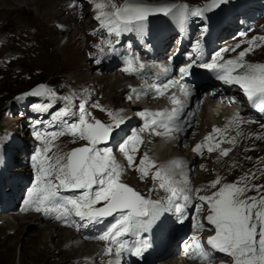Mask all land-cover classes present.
<instances>
[{"label":"snow or ice","instance_id":"6c2138e0","mask_svg":"<svg viewBox=\"0 0 264 264\" xmlns=\"http://www.w3.org/2000/svg\"><path fill=\"white\" fill-rule=\"evenodd\" d=\"M91 2L96 10L94 19L99 22L100 29L106 30L110 37L102 39L96 47L101 53L107 48L109 53L120 55L116 47L120 43L119 38L126 33L143 36L149 17H171L183 27L190 17L204 18L206 13L219 9L227 4L228 0H206V3L197 7L175 0H163L158 4L145 3L144 0ZM69 6L76 7L75 0ZM206 32L207 27L203 26L202 36ZM240 35L245 36L246 33ZM246 43L249 47L240 51L234 58L224 60L222 53L235 52L240 48V43L222 48L209 60H205L202 38L197 39L191 51L186 53L188 62L177 69L176 78L155 87V95L163 96L169 88L179 86L178 92L184 97H189L191 90L182 81L198 67L207 70L223 85L238 86L247 101L260 113H264V63H252L245 59L255 47L264 44V36L252 37ZM122 58L126 65L125 72L137 73L145 67L136 56L125 55ZM163 71L168 72L169 69L165 67ZM25 95L42 97L49 101L33 105L36 112H48L58 98L56 91L46 85H39ZM139 95L140 91L133 88L128 99ZM59 99L65 102L64 106L52 112L49 121H35V124L44 123L45 130L33 132L40 145L31 156L35 177L23 201L24 211L41 213L44 217L68 226L75 224L73 217L88 223H102L105 218L113 217L114 222L103 234L96 237L106 242L103 254L119 255L128 250L132 255L140 257L151 247L147 239H140L142 232L149 231L161 221L165 213H172L178 222L183 223L187 219V210L191 207L196 214L193 216L196 232L190 237L191 243L185 245V250L196 264H214L216 253L228 256L231 264H264V184L253 183L259 178L258 173L264 175V167L258 168L257 171L245 172L234 182H224L223 177L217 176L206 188L193 189L189 187L187 177L181 181L172 178V168L182 166L183 161L175 160L158 167L156 162L144 153L137 163L135 154L144 142L141 133L175 138L174 133L184 131L183 125L186 121L181 118L190 116L191 113L185 112V101L176 93L169 98L173 105L171 109L144 110L138 113L143 120L142 127L138 132L123 139L116 148V152L126 160L127 167L135 168L141 179L151 175L155 187L150 189V192L159 189L166 193L159 200L145 196L123 183L121 175L125 166L117 160L112 147L102 146L107 145L113 138L115 129L124 123L119 112L108 111L111 122L103 123L92 117L86 108V101L79 103L77 111L74 112L72 96ZM92 107L99 105L93 104ZM250 122L253 121H245L237 113L227 121L223 129L214 127L212 133L208 134L202 143L196 144L192 151L197 154H203L205 150L208 153L218 152L219 157H227L232 148H224L222 145L227 143L235 146L237 137L243 135L239 130L240 126ZM48 128L55 130L48 131ZM232 128L237 130L236 135L228 137L227 133ZM66 135L71 136L73 142L80 140L86 143L64 152L56 141ZM256 138L264 139V136L257 135ZM258 164H264V158H258ZM209 189L212 190L210 194H200ZM251 192L256 194L249 195ZM205 209L207 215L204 220L211 226L209 230L214 231L207 239V247L196 234L205 228V224L198 219ZM126 236L133 237V241L124 239Z\"/></svg>","mask_w":264,"mask_h":264},{"label":"bare ground","instance_id":"6f19581e","mask_svg":"<svg viewBox=\"0 0 264 264\" xmlns=\"http://www.w3.org/2000/svg\"><path fill=\"white\" fill-rule=\"evenodd\" d=\"M80 1L82 4H80L79 7H70L69 5L73 3L72 0H0V69L11 67L12 58L20 55L22 52L27 53L28 48L26 47H33L34 52L38 51V48H36V46L37 44H40L42 42L43 37H47V44L53 43L56 45L60 41L62 35L66 34L68 37L67 43L64 46L57 47V49L61 53H63L65 57V70L71 71L72 74L70 79L66 82L71 86L74 84L75 88L73 93L83 94L86 97V102L91 101L92 97L95 95H93L92 93V88L94 86L92 82L94 81H92L93 76L90 71L98 69V64H95L93 62V64L91 65V69L87 70L83 67L82 58H87L90 61H93L94 57L98 54V56L103 57L105 63L110 66L111 64H116L118 62L124 61L122 57L131 54L129 52L122 51L123 44L121 41L116 45V47L120 51V55L109 53L107 48H105L104 53H101L96 47V45L99 44L103 39L100 35L96 36L95 38H88V47H86V50L84 51H82V48L80 50L81 44L80 39L77 38V35H79L80 33L87 34V31L90 30L87 25L85 16L89 15L91 18L96 14V12L90 14L89 9L93 5L91 0ZM197 20L198 17L194 19V21ZM173 22L175 21L173 20ZM153 24L155 23L150 22L146 25V28L149 30L146 37L148 41L151 40L150 34L154 30V28H152ZM257 25L260 26V21L256 22L255 26ZM181 37L182 36H179L178 38L180 39ZM142 38V36L136 33H127L126 35V39H128L127 42H130V40H139L140 42H142ZM172 39L173 37H170V40L167 42L166 46H169L171 44ZM140 42L138 43V45H140ZM229 44H231L230 40L225 42L224 45ZM174 49H176V46L172 45L168 50H172L170 52V55L175 54ZM163 55V53L159 54L158 59L147 57L150 60L152 68L149 66V69L143 68L137 73L125 72L123 70L124 64L118 67L117 71L116 69H114L112 72L105 71L106 74L98 73L100 76L98 77L97 81L101 86V101L105 99L108 107L107 109H105V111L108 110L119 112L120 116L124 120V123H127L123 127L129 126L131 124L129 122H132V124L130 125L132 128L136 127L137 121H132L130 119L127 120L129 111L132 107H139L142 110V108H144V105H147L149 106L150 111H156V105H159L160 107L164 106L165 102L162 99L156 97L154 91L153 93L142 94V92H145L143 89L145 83L147 84V82H145L146 80L150 81V83H148V86L150 87L145 88L148 91L153 90L154 87H156L154 86V84L156 83L160 85L165 83L164 78L166 75L164 74L163 69L167 66L166 64L161 65L158 62L159 60H162ZM133 56L138 57L139 62L143 63L140 59L144 58L145 56L141 54H133ZM122 76H124V78H122ZM0 81H9V78L6 76L4 71H0ZM86 82H89L90 84L83 85ZM128 88H135L141 91L140 95L138 97L133 96V99L129 100L128 96L130 94V90L126 91V89ZM107 89L108 92L104 93ZM168 98H170V96ZM125 100L129 101V105H126L124 103ZM90 105L91 103L89 102L86 108L89 109ZM77 109V107L72 108L74 112L77 111ZM132 115L137 116L133 113ZM231 117L232 115L224 117L223 124H227V121ZM219 120L222 119L209 117L208 115H205V112L203 111V117H197V126L200 128V130L199 132L197 130V132L194 134L195 136L191 140L187 139L183 143H175L164 150L154 149L155 152H149L148 156L160 165H168L170 164V162L175 160L183 161L182 166L172 168V178L174 180L181 181L185 177H187L189 183L196 182V184L198 185L197 188H201L202 183L206 182L208 179H203L205 174L203 171L198 169V166H201L200 162H202L203 156L192 151V146L195 145L194 140L198 136L205 135L208 129L211 131L212 125L218 123ZM142 125L143 120L141 119V121L139 122V126L142 127ZM219 126L221 127L223 125L219 124ZM249 127L251 126H247L246 128ZM47 130L53 131L55 129L48 128ZM236 131L237 130L235 128L229 129L228 137L235 136ZM124 135V132H116L115 134L113 133L112 140L123 137ZM141 136L144 140L145 148L147 147L148 149L149 142L152 143V141H154L155 139L151 138L149 134H147V132L141 133ZM256 136L253 135L246 137L242 141L240 139H237V143L233 147L230 158L228 157L224 160H220L217 155L212 156L209 154L205 156L204 165H206V167H210L213 171V174H215V176H218V167L221 169L222 166L225 167L229 163L237 166L241 165L245 161L249 162L254 161L258 158H262L264 156V139H257ZM126 138L127 137H124L123 139ZM120 142H122V139L118 140L117 145ZM181 145L191 146V148H181ZM38 146L39 144L33 141L32 146L29 147L30 156V152L34 153L35 149ZM116 148L114 149V154H116L117 159H119L121 155L116 152ZM224 148L228 147L224 146ZM245 149H251V151H245ZM246 157H251L252 159L248 160L246 159ZM191 160H193V162H191ZM211 163H216L217 165L211 167ZM124 168H126V166ZM184 168L187 170L186 173H183ZM32 169L33 168L31 164H28L23 169L19 168L18 170L21 171ZM129 171L135 172L137 178H139L143 182H146L140 178V174L136 170ZM125 177L128 178L129 176L126 175ZM4 179L5 178L3 176L0 177V180ZM135 183L137 182L135 181ZM21 187L22 186L20 185L17 186V188ZM200 194L204 195L203 193ZM206 194L210 193H205V195ZM143 195L155 200H159L166 194H162V196H160L157 191H151L149 195L144 193ZM23 208L24 204L22 202L16 201L14 208L13 205L8 204L3 209L0 215V219H3L6 222V225L3 227V241L0 242V264L10 262L17 242H19V239L21 238L28 224H32V226L36 229L33 234L29 235V239L33 238L35 241H33L32 244L28 242L23 243L22 248L19 251L20 254L18 259L20 264H42L44 258L48 255H55V251H60L62 255L68 256L70 260L75 261V264H109L110 261L112 262V264H118L119 260L130 253V251L125 250L122 251L119 255H116L115 253H113L112 255L103 254L106 247V242L101 241L96 237L103 234V232L106 230L104 225L106 223H113V219L103 220L102 223H88L85 221H80L79 218L73 217L75 223L78 222L79 225H83L82 227L78 228L82 229L83 232H85L82 233L74 230L66 232L64 229L59 228V226L67 228L66 226L61 225L62 222L56 221L54 219H47L41 213H37L32 210L24 211ZM15 210L19 211V213L13 214L11 218H5L6 214L15 212ZM204 212L205 211H203L201 214H203ZM162 219L163 217L161 218V221ZM161 221H158L155 225H153L149 231L142 232L140 235V239H146L147 237H149L150 232L153 231ZM43 222H48L49 224L43 226ZM87 229L92 230V232L88 231ZM91 234H94L95 236H91ZM76 236L80 237V239L76 240ZM124 239H127L130 242L133 241V237L131 236H126L124 237ZM90 243H97L98 245L91 246L89 245ZM127 264L133 263L129 259L127 261ZM165 264L188 263L172 259Z\"/></svg>","mask_w":264,"mask_h":264},{"label":"rangeland","instance_id":"374dc122","mask_svg":"<svg viewBox=\"0 0 264 264\" xmlns=\"http://www.w3.org/2000/svg\"><path fill=\"white\" fill-rule=\"evenodd\" d=\"M144 1L148 2L149 4L151 3L158 4L162 2L163 0H144ZM169 1L172 2V0H169ZM175 1H177L178 3H186L190 5L191 7L202 6L204 3H206V0H175ZM239 1L241 0H228L227 4L222 5L220 7V8L226 7V14L223 18L224 19L223 21L229 20L232 14L235 12L234 7L230 6V4H236ZM118 2H120V0H118ZM75 3L77 7H79L80 4H82L80 0H75ZM243 9L245 10L246 7ZM89 11H90V14L96 12L94 5L90 7ZM255 18L257 17H254V16L252 17L251 15L246 16L247 22L255 30L253 34L250 35L249 37L239 38L237 43L244 44V47H242L240 51L249 47V45L246 43L247 40L255 36H264V23L262 22L261 26H258V25L255 26L256 22H258V21H254ZM85 19L87 21V25L90 30L87 31V34L80 33L79 35H77V38L80 39V44H81L80 50L82 48V51L86 50V47H88V41H87L88 38H95L96 36H99V35L102 36L103 39L110 38L108 37L106 30L100 29L99 22L95 20L94 17L90 18L89 15H86ZM164 31L165 29H162L158 33V36H160L161 32H164ZM239 31H242V30H239ZM46 40H47V37L45 36L42 38V42L40 44H37L38 47L36 46V48H38V51L34 52L33 47L32 48L26 47L28 48L27 53L22 52L20 55L12 58L11 67L0 69V71L1 72L4 71L6 76L9 78L8 82L0 81V153L6 152L9 149L15 150V149H18L19 146L24 147L32 143V138L29 135L28 127L27 125H25L27 122L28 116H29L28 111L32 109L33 105L37 103H44L45 100L47 101V103L49 102L47 99L42 98V97L32 98V96L25 95L26 93L35 89L37 86L46 85L56 91L58 98L53 102V106H54L53 109H55V111L62 108L65 103L62 99H59V97L72 96L73 107H77V108H78L79 103L86 101V97L83 94L73 93L74 88H75L74 84L71 86V85H68L66 82L67 80L70 79L72 74H71V71L65 70L64 68V61H65L64 58L65 57L63 53H61L57 49V47L64 46L67 43V40H68L67 35L66 34L62 35L60 41L56 45L53 43L47 44ZM121 42L123 44L122 51L130 50L132 55L135 54V52L132 51L131 46L127 47L128 46L127 41H121ZM225 42L220 43L219 46L222 47V44H225ZM164 56H170V53L168 51H165ZM233 56H235V54H232L231 52H228L226 54V57H233ZM82 59H83V62H82L83 67L87 70L91 69V65L93 64V62L95 64H98V69H94L90 71V73H92V76H93L92 81H94L92 82L94 84L92 88V93L95 96L92 97L91 101H88L86 103V106H88L89 102L91 103L89 107L90 110L89 109L87 110L92 114V117L99 119L103 123H110L111 120L107 114L108 110L105 111V109L108 108L107 102L105 99L101 101L102 99L100 95L101 86L99 85L97 81L98 77L100 76L98 73L106 74L105 71L112 72L114 69H116L117 71V68L122 65L119 63L116 65H110L111 67H109L108 64L105 63V60L103 59V57L101 56L99 57L98 54L94 57L93 61H90L87 58L85 59L82 58ZM245 59L248 62H252V63H264V44H261V46L259 47H255L254 51L246 55ZM97 61H99V63H97ZM149 64H150V61L146 60L144 63L145 65L144 69H149L150 68ZM129 77H132V76H129ZM122 78H124V76H122ZM145 82H147V84L145 83L144 89H143L145 92H142V94L151 93L147 89H145L149 87L148 83H150V81L146 80ZM88 84L90 83L86 82L83 85H88ZM131 89L132 88H128L126 89V91L130 90L129 93L131 94ZM107 92H108V89L104 93H107ZM17 97H22V99H17ZM124 103L126 105H129L128 100H125ZM93 104H98L99 107H92ZM91 108L93 111L91 110ZM101 109H104V110L102 111ZM144 110L149 111V106L144 105V108H142V110L139 107H132L130 111L128 109L129 115H128L127 120L130 119L132 121L133 120L137 121L136 127L132 128L130 126L132 122H129L131 123L129 126L123 127L124 125L127 124V123L126 124L123 123L120 126V128L115 129L114 134L116 132H124L126 135H128L132 131H134V129H136V131L138 132L139 129L141 128L139 126V122L142 119L138 115V113ZM132 113L137 116L132 115ZM218 122H223V120H219ZM262 125H264V120H260L256 122L255 124H252V123L242 124L239 130L243 133V135L237 137V139H240L242 141L244 138L253 136V135L254 136L256 135L264 136V127H262ZM245 126L246 127L251 126V127L246 128ZM197 130L199 132L200 128H196V129L194 128L192 130V132L188 136L189 140H191L195 136L194 134L197 132ZM208 132H210L209 129L206 131V133ZM200 138L201 136H198L196 139H200ZM56 143L60 149H62L64 152H67L73 148L84 145L86 142L80 141V140H76L75 142H73V138L71 136H62L56 141ZM153 144H154L153 142L152 143L149 142L148 149L147 147L146 148L144 147L143 154L144 153L148 154L149 152H155L153 148L151 149ZM229 147H231L233 150L234 146L229 144L228 148ZM181 148H185V146L182 145ZM186 148H189V147H186ZM146 149L148 152L146 151ZM231 153L232 151L229 153L227 157H224L223 159L222 157H219V156L218 157L220 160H224L228 157L230 158ZM262 158H264V156ZM204 159H205V156H203L202 162H200L201 166H198V169L204 172L205 175L203 179H208V180L202 183L201 189L206 188L209 182L216 179L217 177L215 176V174H213V171L211 170L210 167H206V165H204ZM119 162L122 163L123 165L125 164L122 158L119 159ZM191 162H193V160H191ZM15 163L18 167L23 169L24 168L23 164L27 166L28 156H26L24 153H21V152L16 153ZM156 164L158 167L160 166V164L158 163ZM211 165H212L211 167H214L217 164L211 163ZM232 165H233L232 163H229L225 167L222 166L221 169L219 167L217 168V175L220 177H223L224 182H234L240 176H242L245 172H248L250 170L257 171L258 168L264 167V164H258V159L254 161H249V162L245 161L241 165H237L236 167H231ZM186 171L187 170L184 168L183 173H186ZM126 175L129 177L126 178L125 177ZM258 176L259 178L254 180L253 183L264 184V175H260L258 173ZM121 179L124 181V183H126L133 189L141 192L142 194L144 193V194L149 195L150 193L149 190L155 187L154 182L151 179V177H149L146 182H143L142 180L136 177L135 172L129 171L127 170V168H124V171L121 175ZM135 181L137 183H135ZM135 185H138V186H135ZM189 187L193 189H197L198 185L196 184V182H192V183H189ZM156 191L159 193L160 196H162V194H166L163 190L157 189ZM210 191L211 189L205 192H201V193L203 194H205L206 192L210 193ZM255 194L256 193L254 192L249 193V195H255ZM17 213H19V211L15 210V212L6 214L5 218L7 217L11 218L13 214H17ZM47 224L49 223L48 222L42 223L43 226ZM5 225H6V222L3 219L2 220L0 219V242L3 241V227ZM59 228L64 229L66 232L73 231V229L71 228H64L60 226ZM35 230L36 229L32 226V224H28L26 226L21 238L19 239V242H17L15 250L12 253V258L10 259V262L4 263V264H20L19 259H18L19 254H20L19 251L21 250L23 243L28 242L32 244L33 241H35L33 238L29 239V235L33 234ZM78 239H80V237L76 236V240ZM89 245L93 246V245H98V244L90 243ZM176 260L181 261V259L179 258H176ZM42 264H75V261L70 260L68 256L62 255L60 251H55V255L46 256Z\"/></svg>","mask_w":264,"mask_h":264},{"label":"water","instance_id":"95a60500","mask_svg":"<svg viewBox=\"0 0 264 264\" xmlns=\"http://www.w3.org/2000/svg\"><path fill=\"white\" fill-rule=\"evenodd\" d=\"M145 3H148V2H146V1H144ZM163 2V1H162ZM170 2V1H169ZM175 2H177V1H175ZM161 3V2H160ZM151 4H153V3H151ZM160 16H162V15H157V16H151V17H149V19H151V18H154V17H160Z\"/></svg>","mask_w":264,"mask_h":264}]
</instances>
